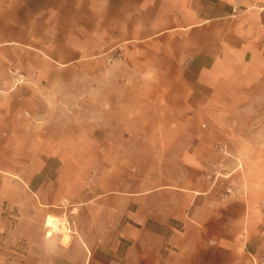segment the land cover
<instances>
[{
	"label": "crops",
	"instance_id": "1",
	"mask_svg": "<svg viewBox=\"0 0 264 264\" xmlns=\"http://www.w3.org/2000/svg\"><path fill=\"white\" fill-rule=\"evenodd\" d=\"M263 46L264 0H0V70L44 86L47 113L78 107L27 162L6 157L5 122L23 127L0 111V264H256L260 197L208 176Z\"/></svg>",
	"mask_w": 264,
	"mask_h": 264
},
{
	"label": "rangeland",
	"instance_id": "2",
	"mask_svg": "<svg viewBox=\"0 0 264 264\" xmlns=\"http://www.w3.org/2000/svg\"><path fill=\"white\" fill-rule=\"evenodd\" d=\"M2 70H0V111L5 109L6 116L10 112H15L16 122L23 127L21 134L13 136L10 130L15 123L12 122V118L5 122V130L1 135L8 149L5 155L10 158L16 156L27 162L36 136L44 138L45 129L53 125L52 121L60 122L62 116L65 117L78 107L74 102L58 103L57 107H49L50 113H47L48 109L44 102L39 100L44 95V86H34L33 82L27 79L28 74L25 71L14 68ZM63 90L66 95H71L75 92V87L71 86ZM61 91V87H58L57 92L61 93ZM247 95L248 98L238 105V112L234 116L221 119V124L217 123L225 133L217 135L219 140L213 153L216 165L213 173L220 174L214 189L224 192L226 187L236 188L240 183L249 190L252 189L255 197H260L261 201H264V79L253 90L247 91ZM29 110L40 117H34L32 113L29 115ZM46 114L49 116L48 119L45 118ZM63 119L69 121V118ZM39 132L43 133L39 135L37 134ZM1 155L2 153L0 158ZM261 209L264 211V208ZM56 218L67 222L66 219L58 216ZM261 228L264 237V224ZM47 236H53L50 226L47 227ZM62 237L68 240L70 235Z\"/></svg>",
	"mask_w": 264,
	"mask_h": 264
},
{
	"label": "bare ground",
	"instance_id": "3",
	"mask_svg": "<svg viewBox=\"0 0 264 264\" xmlns=\"http://www.w3.org/2000/svg\"><path fill=\"white\" fill-rule=\"evenodd\" d=\"M48 226H50L53 230L54 235H62V236H69L71 234V229L68 227V224L64 220H60L56 217H49L48 218ZM70 226V225H69Z\"/></svg>",
	"mask_w": 264,
	"mask_h": 264
},
{
	"label": "built area",
	"instance_id": "4",
	"mask_svg": "<svg viewBox=\"0 0 264 264\" xmlns=\"http://www.w3.org/2000/svg\"><path fill=\"white\" fill-rule=\"evenodd\" d=\"M262 54L264 56V46H263V51H262ZM219 173L218 172H214L212 175L210 174L208 177L209 179L212 181L213 183V186H215L217 183H218V180H219ZM237 191H239L238 189H236L235 187H232V186H228L226 187L225 189V192H226V197L224 199L227 198V196H231L233 195L234 193H236ZM260 207L261 208H264V201H262L260 203ZM256 264H264V256H261L258 261L256 262Z\"/></svg>",
	"mask_w": 264,
	"mask_h": 264
}]
</instances>
